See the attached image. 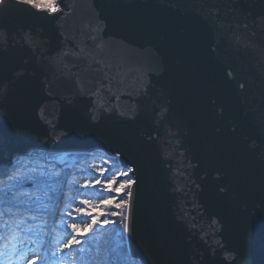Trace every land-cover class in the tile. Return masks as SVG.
Segmentation results:
<instances>
[{
	"label": "water",
	"instance_id": "1",
	"mask_svg": "<svg viewBox=\"0 0 264 264\" xmlns=\"http://www.w3.org/2000/svg\"><path fill=\"white\" fill-rule=\"evenodd\" d=\"M58 3L0 4V171L27 153L119 156L138 181L132 258L264 264V0Z\"/></svg>",
	"mask_w": 264,
	"mask_h": 264
},
{
	"label": "snow or ice",
	"instance_id": "2",
	"mask_svg": "<svg viewBox=\"0 0 264 264\" xmlns=\"http://www.w3.org/2000/svg\"><path fill=\"white\" fill-rule=\"evenodd\" d=\"M19 3L51 16L61 11L58 0H19ZM168 6L177 7L175 3ZM164 71L157 53L156 74L161 76ZM244 87L240 85L241 89ZM222 114L221 107L219 115ZM121 115L134 119L135 110ZM235 130L233 127L232 131ZM20 131L23 133V129ZM64 134L65 131L53 127L48 138L57 142ZM250 147L254 149L255 142ZM24 155L0 171V264H124L120 258L126 254L122 247L118 252L115 248L105 249L102 256L100 241H96L93 252L90 240L100 230L106 231L118 223L120 231L116 235L120 240L132 235L131 209L134 186L138 183L133 178L136 169L127 167L109 176L113 165L105 159L103 163L108 167H99L96 175L77 179L69 171L70 154L27 153V160ZM118 159L119 156L115 157L113 164ZM219 191L224 192L225 188L221 186ZM121 209L126 211H117ZM218 223L215 218L210 221L214 232L219 231ZM206 235L200 239L208 243ZM216 244L223 247L219 241ZM113 254H116L115 260ZM225 259L234 262L237 255L229 253Z\"/></svg>",
	"mask_w": 264,
	"mask_h": 264
},
{
	"label": "trees",
	"instance_id": "3",
	"mask_svg": "<svg viewBox=\"0 0 264 264\" xmlns=\"http://www.w3.org/2000/svg\"><path fill=\"white\" fill-rule=\"evenodd\" d=\"M69 156L73 157L75 162L71 165V168L69 169L70 173L74 174L75 177L77 179H80L79 177L83 176V178L88 177L90 175H96L95 173L90 172V165L89 164H93L96 167H108V165H104L103 161L105 159L109 160V164H112V172L108 173L109 176L112 175V173H116L120 170H125L123 167L120 166V163L118 162V160H115V163L113 164V157H109L107 156L105 153H102L100 151H94V152H90L87 154H70ZM27 160V159H26ZM37 163H43V161H38ZM57 167H62V165H57ZM95 196H93L94 199ZM118 211V210H117ZM94 238V236L91 238L90 240V244L93 247V252H95V243L94 241H92ZM104 238V237H103ZM102 239V238H101ZM112 238L108 237L105 242L100 241L101 243V255H105L103 252H105V249H110V245ZM85 247L87 248L88 245H85ZM124 253L123 254V258H126L125 263L124 264H141L138 260L131 258L126 251V248H124ZM112 259L115 260L116 259V255L113 254L112 255Z\"/></svg>",
	"mask_w": 264,
	"mask_h": 264
},
{
	"label": "rangeland",
	"instance_id": "4",
	"mask_svg": "<svg viewBox=\"0 0 264 264\" xmlns=\"http://www.w3.org/2000/svg\"><path fill=\"white\" fill-rule=\"evenodd\" d=\"M64 154H66V153H64ZM64 154H57L56 156H59V155H64ZM45 156H48V155H45ZM24 159H29V158H25L24 157ZM75 162V160H74V158L73 157H71V156H69L68 155V157H67V163L69 164V165H72L73 163ZM57 165H59V164H57ZM90 166V172H92V173H95V174H97V172H98V167H96L95 165H93V164H89ZM125 170L127 169V168H124ZM80 179H82L83 178V176L81 177H79ZM114 195V194H113ZM93 198V197H92ZM96 197H94V199H95ZM118 211H121V212H123V211H126V210H123V209H121V210H118ZM113 219H116V218H113ZM118 231H120V225H119V223L117 224V225H115L114 227H109L106 231L105 230H100V232H98L95 236H94V238H93V240L92 241H94V243H96V241H102V242H105V240L108 238V237H110V238H112V243H111V245H110V249H117V252L119 251V248L120 247H124V248H126V239H124V240H120L119 239V237L116 235V233L118 232ZM104 237V238H103ZM102 238V239H101ZM95 247V246H94ZM102 249V248H101ZM126 251H127V254L130 256V253H129V250L126 248ZM104 254H105V252H103ZM116 255V254H115ZM123 261H124V263H125V260H126V258H123V254H121V257H120ZM137 260V259H136Z\"/></svg>",
	"mask_w": 264,
	"mask_h": 264
},
{
	"label": "bare ground",
	"instance_id": "5",
	"mask_svg": "<svg viewBox=\"0 0 264 264\" xmlns=\"http://www.w3.org/2000/svg\"><path fill=\"white\" fill-rule=\"evenodd\" d=\"M39 154V153H37ZM44 155H48L49 153H43ZM53 155H57V154H64V153H51ZM66 154H87V153H66ZM131 257V256H130ZM132 258V257H131Z\"/></svg>",
	"mask_w": 264,
	"mask_h": 264
}]
</instances>
